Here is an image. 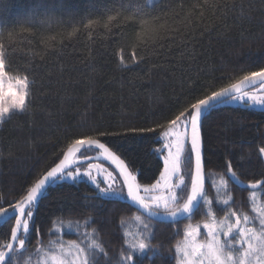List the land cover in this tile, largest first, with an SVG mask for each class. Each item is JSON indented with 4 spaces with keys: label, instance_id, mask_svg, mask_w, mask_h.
<instances>
[{
    "label": "trees",
    "instance_id": "trees-1",
    "mask_svg": "<svg viewBox=\"0 0 264 264\" xmlns=\"http://www.w3.org/2000/svg\"><path fill=\"white\" fill-rule=\"evenodd\" d=\"M135 7L141 15H134ZM88 20L94 22L90 27ZM0 43L10 74H26L31 81L27 111L0 125V207H8L59 162L71 139L97 128L112 132L164 123L169 109L264 67V0H0ZM262 133L264 111L218 105L204 123L206 175L214 172L218 181L230 160L246 183L264 179V160L255 151L241 160L260 145ZM160 136H106L102 142L123 153L141 184H151L163 170L155 151ZM231 187L234 207L249 211L253 190ZM207 191L214 194L208 182ZM254 191L262 192L264 203V188ZM92 195L94 186L86 181L50 186L35 213L44 242L56 239L47 235L54 221L91 215L102 222L114 255L121 244L120 219L130 221L139 213L127 201L85 199ZM92 204L101 207L85 206ZM204 219L197 213L191 223ZM151 223L156 224L152 243L164 246L154 264H174L168 249L182 239L189 221ZM7 238L0 235V243ZM39 258L25 253L20 264L29 259L37 264Z\"/></svg>",
    "mask_w": 264,
    "mask_h": 264
},
{
    "label": "snow or ice",
    "instance_id": "snow-or-ice-1",
    "mask_svg": "<svg viewBox=\"0 0 264 264\" xmlns=\"http://www.w3.org/2000/svg\"><path fill=\"white\" fill-rule=\"evenodd\" d=\"M133 12L141 15L139 7ZM113 19V16L108 17V21ZM93 23L88 20L86 27ZM120 63L125 68L130 67L123 57ZM30 86L26 74H10L5 46L0 43V123L27 111ZM233 101L264 111V67L245 72L234 82L211 90L203 98H195V102L182 108L177 106L176 111L169 109V117L164 123L153 127L129 125L122 131L112 132L97 128L71 139L58 163L26 187L19 199L8 207H0V229L7 226L0 235L8 237L6 242L0 243V264H20L25 253L40 256L42 260L37 264H143L145 259L154 264L155 258L163 255L161 249L164 246L163 243H152L156 224L151 221L178 224L181 220L189 223L183 228L182 239L168 249L173 253L170 259L174 264H264V203L257 202L254 191L264 188V179L246 183L241 179L244 173L234 170L230 160L226 161L225 171L218 181L216 173L205 174L204 123L218 105ZM150 134L163 137L162 146L155 150L157 156H163V170L154 183L141 184L137 179L138 170L123 158L122 152L102 142V138H135ZM253 151L264 160V133L260 145L244 153L241 160L251 156ZM100 157L111 170L105 168L104 163H92ZM66 180H87L94 185V195L86 196V200L128 201L129 207L136 208L139 214L130 218L137 225L136 231H129L127 219L122 217L119 221L121 244L114 255L110 254L108 242L102 235L103 229L99 226L102 222L91 215H85L83 220L69 219L66 224L63 220L54 221L47 235L56 236V239L44 242L35 223V213L50 186ZM206 180L214 189L211 196L205 187ZM231 185L253 190L249 211L234 207L237 202ZM85 206L101 207L96 204ZM217 211H223V215L218 216ZM197 213H202L206 219L193 224L191 221ZM93 224L97 227H92ZM65 227L78 239H62V235L69 234L62 233ZM201 229L204 230L203 239ZM179 231L177 229L176 233ZM33 237L36 240L34 246ZM24 264L32 262L29 259Z\"/></svg>",
    "mask_w": 264,
    "mask_h": 264
},
{
    "label": "rangeland",
    "instance_id": "rangeland-1",
    "mask_svg": "<svg viewBox=\"0 0 264 264\" xmlns=\"http://www.w3.org/2000/svg\"><path fill=\"white\" fill-rule=\"evenodd\" d=\"M155 2V0H151V2H149L150 4H153ZM219 106H233V107H246L242 102H240V101H233V102H231L230 104H227V105H219ZM248 108V107H247ZM252 109H257V110H261L259 107H254V108H252ZM2 123H0V125H1ZM160 141H161V145H160V147L162 146V143H163V137H162V135L160 136ZM159 147V148H160ZM158 148V149H159ZM164 154H166V152L164 153ZM160 158L162 159V161H163V156L161 155L160 156ZM92 163H104V166H105V168H108L109 170H111V168H110V166L106 163V162H104V161H93ZM85 167L87 166V165H84ZM93 174H96V171H95V169H93ZM83 181H86V182H88V183H90L89 181H87V180H78V181H76V182H73L72 180H66V181H62V182H57L56 184H62V183H79V182H83ZM91 184V183H90ZM94 186V185H93ZM103 186V185H102ZM261 191H256V200H257V202L258 203H262L261 202V199H260V195H261ZM66 224V223H65ZM193 224H195V223H193ZM127 227H128V229H129V231H136V228H137V225L134 223V222H132V220H130L129 222H128V225H127ZM201 231H202V235H201V239H203L204 238V235H203V233H204V230L203 229H201ZM69 233L71 236H77V235H75V234H71V232H70V230L69 229H67L66 227L64 228V229H62V233ZM64 237V235H62V238ZM78 239V238H77ZM66 240H69V239H66ZM72 240H76V239H72ZM42 260V258L40 257L39 258V261H41Z\"/></svg>",
    "mask_w": 264,
    "mask_h": 264
},
{
    "label": "water",
    "instance_id": "water-1",
    "mask_svg": "<svg viewBox=\"0 0 264 264\" xmlns=\"http://www.w3.org/2000/svg\"><path fill=\"white\" fill-rule=\"evenodd\" d=\"M249 90H251V89H249ZM93 161H104V159H103V157H100L99 159H97V160H93ZM92 161V162H93ZM108 164V163H107ZM109 165V164H108ZM205 174H206V165H205ZM207 176V175H206ZM52 186V185H51ZM205 187H206V190H207V180H206V184H205ZM128 202V201H127ZM129 203V202H128ZM134 209H136L135 207H133ZM182 221H184V220H181L180 222H182ZM157 222V221H156Z\"/></svg>",
    "mask_w": 264,
    "mask_h": 264
}]
</instances>
